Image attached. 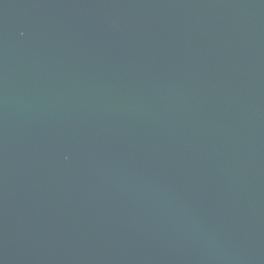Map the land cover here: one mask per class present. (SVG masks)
I'll list each match as a JSON object with an SVG mask.
<instances>
[{
	"label": "water",
	"instance_id": "obj_1",
	"mask_svg": "<svg viewBox=\"0 0 264 264\" xmlns=\"http://www.w3.org/2000/svg\"><path fill=\"white\" fill-rule=\"evenodd\" d=\"M0 264H264V0H0Z\"/></svg>",
	"mask_w": 264,
	"mask_h": 264
}]
</instances>
